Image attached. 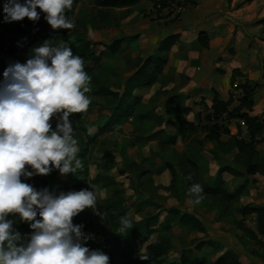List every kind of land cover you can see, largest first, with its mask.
I'll list each match as a JSON object with an SVG mask.
<instances>
[{
  "label": "rangeland",
  "instance_id": "rangeland-1",
  "mask_svg": "<svg viewBox=\"0 0 264 264\" xmlns=\"http://www.w3.org/2000/svg\"><path fill=\"white\" fill-rule=\"evenodd\" d=\"M135 12H137L138 19L135 22L128 21L130 14ZM72 19L76 23L73 30L50 29L45 36L38 35L35 39H31L30 43L41 46L45 41L50 40L54 46L65 43L67 45L75 44L77 47L88 45L90 51H93L94 54L97 55L101 51L104 53L99 66L91 73L94 79L90 84L91 91L87 94L91 102L98 106L87 111L83 123L71 122L74 129L73 137L78 141V153H81L84 148L87 150L84 160L77 155L83 167L88 170L87 181L91 183L92 180L98 179V181L103 182L102 179L104 178L116 181V186L113 188H103L100 184H88V191H93L96 195L95 205L73 218V223H81L80 225L83 226L82 231L91 237L84 246L90 250H100L102 235H108L110 232L115 237L121 236L123 233L118 232L117 229L122 216L127 215L133 223H138L144 215H157L159 222L152 225L156 232L148 239V243L157 241L166 247V253L161 260L163 264H193L191 261L198 264H213L225 251L235 253L239 260L247 258L251 261V264H264V250L241 229L238 224L239 216L225 215L219 217L221 219L214 220L209 217L205 218L206 230L203 233L189 231L176 225L164 227L163 221L168 217L165 211L167 212L168 209L175 207L183 210L184 207L182 202L175 197L179 193V190L176 189V183L187 190L192 184L198 183L203 186L199 176L202 172L208 173L210 171L208 161L201 154L211 151L208 148L210 144L200 139L203 135L202 132L199 135V140H181L175 145L165 144L159 147L162 160L177 169L172 189L171 186L166 185L167 179L161 177V171L157 175L150 172L148 174L147 172L146 161L157 159L154 154H147V159H145L146 152L142 151L145 150L142 147L148 130L153 127L151 121L131 119L128 123L122 125L119 132L103 134L90 140L98 127L104 124L111 114L109 110H99L98 107L107 104V99L95 95L94 89L97 87L95 82L98 81L115 91L120 90L125 79L135 69L137 58H145L155 45L152 40L147 38L146 33L149 29L166 28L171 24L156 25L146 15V10L139 8H98L94 4V0H82L74 10ZM136 26L138 29H136ZM135 32L140 34L141 39L138 42L140 45L138 44L133 49L130 46L131 43L123 44V50L120 53L115 56H106L105 46L110 45L126 34H134ZM10 44L14 48H19L16 42ZM145 45L148 47L146 50L143 48ZM135 52L138 53V56L133 57ZM10 64L12 63L9 61L0 64V82L3 81L4 70ZM87 65L91 67L89 63ZM162 79H165V76ZM162 103H158L155 109L162 108ZM146 110L147 106L142 105L138 108L137 114L145 113ZM58 119L57 116L50 121L53 131L56 129ZM168 123L166 129L170 134L174 133L172 126ZM90 128L92 129L91 133H89ZM187 149H189L188 152L185 151ZM183 157L185 159L189 158L190 161H199L200 167L197 166L198 170H189L188 167L184 169L181 166L184 160ZM210 160L212 165L221 164L220 160L212 158ZM244 161L243 157H239L233 160V166L240 171H244ZM28 170L31 171V168H28ZM182 172L184 173L183 177L181 176ZM207 173L206 177H211ZM71 175L73 174L61 175L58 170L53 169L50 174L41 176V178L46 181L52 180L54 186L60 187L64 193H67L70 191ZM189 176L191 179H188ZM168 177H170V174H168ZM261 182L262 180L259 178L253 181L251 191L248 194L249 197L262 198L263 186L257 184ZM232 186L233 184L228 181L227 188L231 189ZM43 189L45 187L40 186L38 191ZM216 200L217 198L205 197L202 204L210 207L215 206ZM176 204L177 206H175ZM98 206L102 208V211L97 210ZM110 206L113 207L112 215L114 217L110 219L108 228H103L104 220L108 216V213L103 210ZM131 231L134 232V227L125 233ZM135 233H138V231H135ZM136 241L138 249L143 252L145 245L141 243L138 237H136ZM204 241L213 242L216 248L211 249L206 246L198 248V245ZM254 253L257 254V257L253 256Z\"/></svg>",
  "mask_w": 264,
  "mask_h": 264
},
{
  "label": "clouds",
  "instance_id": "clouds-1",
  "mask_svg": "<svg viewBox=\"0 0 264 264\" xmlns=\"http://www.w3.org/2000/svg\"><path fill=\"white\" fill-rule=\"evenodd\" d=\"M74 0H10L4 6L6 22L40 19L39 8L53 30H73L74 19L66 16ZM91 77L84 60L66 43L50 40L32 50L26 63L10 64L0 82V264H109V256L84 244L91 238L74 225L73 218L96 202L93 191H37L21 177L46 176L53 169L61 175L75 174L83 165L77 158L78 141L69 117L87 112ZM59 117L56 129L50 121ZM92 129H89L91 133ZM31 168V171L28 170ZM188 179H191L189 176ZM203 187L192 184L189 203L204 200ZM18 216L32 234L25 241L13 228ZM39 216V219H37ZM133 228L122 216L120 233ZM147 261V255L139 257Z\"/></svg>",
  "mask_w": 264,
  "mask_h": 264
},
{
  "label": "crops",
  "instance_id": "crops-1",
  "mask_svg": "<svg viewBox=\"0 0 264 264\" xmlns=\"http://www.w3.org/2000/svg\"><path fill=\"white\" fill-rule=\"evenodd\" d=\"M150 6L151 1L144 0L129 8L113 9L139 8L147 10ZM136 14L137 12L131 13L127 20L135 22L138 19ZM199 33H205L208 37V47L206 49L200 47L198 44L197 36ZM139 35V33L135 32L134 34H126L119 39L137 36L135 41L130 42V46L135 49L141 39ZM146 35L155 45L145 58H137L135 69L125 79L121 89L116 90L119 94L122 93L127 79L136 72L143 61L158 53L160 42L168 37L177 36V41L168 53V62L164 66L162 73L157 76L154 83L136 92V95L140 97L141 106H147L146 112L142 113L146 118L142 121H151L153 123V127L148 130L146 139L151 138L148 141L145 139L142 147L145 148V150H142L146 152V155H144L145 159H147V154L157 156L155 160L148 159L146 161L148 174L157 175L161 171V177L167 179L166 185L168 187L171 186L170 188L172 189L177 169L162 160L159 154V147L168 144V138H174L175 144L181 140H199V135L202 132L203 135L200 139L210 144L208 148L211 150L201 153L205 156V160L208 161L210 169L208 173L202 172L199 176V180L203 184V190L204 187L213 185L219 168L228 167L233 171L242 173L243 176L236 177L230 173H223L221 175L223 188L228 193H233L242 187V193L237 198H224L213 197L205 194L203 191V195L206 198H217L215 206H204L202 203L193 206L189 203L188 190L176 183V189L179 190V193L175 197L182 202L184 207L183 210L178 207L172 209L196 218L202 223L205 230V218L209 217L214 220L225 215L239 216L242 228L251 235L247 236L256 241V243L259 242L261 245H264V240L262 239L264 236L258 232L257 214L249 213L243 216L240 213L241 209L247 205L264 208V174L258 173L254 176H247L245 174V167L247 159H250L249 156L239 155L237 150L232 148V145H229L230 149L229 146L219 149L215 141L205 139L207 132L203 126H208L209 124L205 121L201 124L198 122L199 116L201 117V121L203 119L202 115L204 111L201 112V110L204 107L207 109L211 108L214 97L213 93L217 94L220 102L228 103L226 109L232 111L239 107L241 99L245 97L242 86L247 85L254 88L252 109L248 111L242 108L239 114H247L249 117L257 119V122L263 126L260 134L243 141H246V143L253 142L258 158H253L251 161L253 164H258L260 168H264V162L261 160L264 159V3L254 0H199L187 4L184 13L171 26L169 25L166 28L160 29H149ZM130 43L124 42L123 44ZM123 44H121V50H123ZM143 48L146 50L148 47L145 45ZM100 53H103V51L97 55ZM134 56H138V53L135 52ZM164 76L165 79H162ZM159 78L161 79L159 80ZM109 89L113 90L112 88ZM158 103L163 104L162 108L155 109ZM167 105L169 106L167 107ZM175 108H179V110L176 111ZM182 122L192 125L195 127V130L187 129L184 130L183 134L179 135L178 129ZM167 123L172 126L174 133L170 134L166 129ZM226 127L228 133H221L219 136V141L225 144L229 141H235L237 135L240 133L238 123H228ZM185 151L188 152L189 149ZM239 157H243L245 160L244 171H240L233 166V160ZM211 158L220 160L221 164L212 165ZM198 162L184 158L181 166L184 169L188 167L189 170H198L197 166L200 167V163ZM154 171L156 173H153ZM167 172L170 174V177H168ZM206 173L211 177L207 178ZM183 174L182 172V177ZM258 178L262 180L261 183H257L263 186L262 198L249 197L248 194L251 191L253 181ZM228 181L233 184L231 189L227 188ZM164 191L167 193L166 189ZM165 213L167 214L166 211ZM245 217L255 219V233L244 227L242 220ZM233 254L239 263L251 264V261L247 258L239 260L237 255ZM253 256L257 257V254L254 253Z\"/></svg>",
  "mask_w": 264,
  "mask_h": 264
},
{
  "label": "trees",
  "instance_id": "trees-1",
  "mask_svg": "<svg viewBox=\"0 0 264 264\" xmlns=\"http://www.w3.org/2000/svg\"><path fill=\"white\" fill-rule=\"evenodd\" d=\"M144 0H94V4L98 8L104 9H113V8H129L134 5L139 4ZM153 1V0H148ZM21 4L25 3V0H19ZM82 0H74L72 9L67 11L66 16L72 19L74 10L77 5H79ZM10 3V0H0V64L6 61H9L12 64L21 63L24 64L26 61L31 58L32 50L38 45L30 43L31 39H35L38 35L45 36L46 32L51 28V26L45 20V14L37 8V12L40 15L38 21H31L28 18H24L22 21L18 22H6L4 6ZM137 39V36L123 38L115 40L110 45L104 47L106 56L116 55L120 53L121 44L124 42H133ZM177 41V36H171L160 42L158 47V53L155 56H150L145 59L142 65L134 72L125 82L123 91L121 94L118 91H113L107 86L96 81L97 87L94 89L95 95L101 98L107 99V104L105 106L98 107L99 110H109L111 112L110 116L107 118L106 122L100 125L96 133L90 137V140H93L97 136L119 132L123 124L128 123L129 120L138 119L140 121L144 120L146 116L144 114H137L138 108L141 106L140 97L136 95V92L143 87L149 86L154 83L157 79V76L162 73L164 66L168 62V53L171 47ZM197 41L200 47L206 49L208 47V37L205 33H199L197 36ZM16 42L19 45V48H14L10 43ZM71 47L74 55L81 57L84 60V70L91 77L90 84H92L93 77L91 73L96 67L99 66L101 62V57L104 53L95 55L93 51H90L88 45L77 47L75 44L68 45ZM141 62V61H140ZM90 64L91 67H88L87 64ZM95 81V80H94ZM235 88V87H234ZM242 89L245 92V97L240 101L238 108L232 110L229 113V118H239L244 121L247 125L249 137L252 138L257 134H260L263 130V126L257 122V119L249 117L247 114H239L242 108L250 111L253 107L252 95L254 88H251L247 85H243ZM213 101L210 109L213 110L215 115H218L224 111L228 106V103H223L218 100L216 93H213ZM96 105L91 102L88 110H91ZM169 105H167L168 107ZM87 110V111H88ZM176 111L179 108H175ZM204 114L202 115V121L200 116L198 119L199 124L205 121L208 126H203L204 130L207 132L205 139L209 141H215L219 149L228 147L232 145V148H235L238 154L248 155L250 159L246 161L245 174L247 176H254L258 173L264 174V168L258 165L253 164L252 159L258 158V154L254 149L253 142L246 143V141L235 139L233 142L222 143L219 141V136L221 133L226 134L227 124L223 123H210V117L206 113L208 112L207 108H203ZM85 113L73 114L69 117L70 122L72 123H83L85 120ZM186 126V127H184ZM195 130V127L187 123L182 122L179 126L178 133L183 134L184 130ZM84 131V129H82ZM151 137L146 139L150 140ZM168 144L174 145L175 139L168 138ZM229 146V149L231 148ZM86 148L82 149L81 153H78L80 159L84 160ZM264 162V159H261ZM223 173H230L236 177H242L243 174L237 171H233L228 167H221L217 172V177L211 186L204 187V193L213 197H224V198H237L242 193V187L237 189L233 193H228L223 188V182L221 180V175ZM88 170L86 167H82L80 171L71 175L72 181L69 187L70 191H80L88 190V184L98 185L100 184L103 188H113L116 186V183L112 179L104 178L103 182L98 179H94L90 182L87 181ZM22 182L32 185L37 191L40 186H44L50 193L59 194L62 191L60 187L53 185L52 180H43L39 175H33L31 178L21 177ZM98 211H102L100 206L97 207ZM104 212L108 213L107 218L104 220L103 228H108L110 224V219H113L112 211L113 207H107ZM240 213L244 216L249 213H256L258 217V232L264 236V208L255 207V206H245L241 209ZM168 217L163 221L164 227L168 226H179L188 229L189 231L203 233L205 231L202 223L196 218L181 213L176 209L167 210ZM9 219L14 220L13 228L15 231L21 233L22 237L25 238V241L32 234V230L28 223L21 222L18 216H10ZM37 219L39 217L37 216ZM159 222L158 216L144 215L140 222L133 223L134 232L123 233L121 236L115 237L113 233L108 235L101 236V249L104 254L108 255L110 260L109 264H163L162 257L166 253V247L160 242H149L148 239L155 234V228L152 225ZM74 225H80L81 223H73ZM241 229L242 225L238 222ZM244 230V229H243ZM138 231V233H135ZM245 232V230H244ZM246 235L250 233L245 232ZM136 237L140 238L141 243H143L144 250L141 252L138 249ZM253 238V237H252ZM257 244L264 249V245H261L259 242ZM209 247L215 249L216 245L210 241L201 242L198 245V248ZM141 255H147L149 259L147 261H141L139 257ZM193 264H198L195 261H191ZM213 264H241L238 262L236 256L231 252H225L220 257H218Z\"/></svg>",
  "mask_w": 264,
  "mask_h": 264
},
{
  "label": "built area",
  "instance_id": "built-area-1",
  "mask_svg": "<svg viewBox=\"0 0 264 264\" xmlns=\"http://www.w3.org/2000/svg\"><path fill=\"white\" fill-rule=\"evenodd\" d=\"M199 0H153L151 1V6L146 10V15L150 20L156 25L164 26L167 24H172L177 21L180 16L184 13L187 4L196 2ZM264 3V0H254ZM238 101V99H237ZM238 105V104H237ZM236 105V106H237ZM202 112V110H201ZM231 111L227 110L215 115L212 109H208L206 113L210 117V123H238L240 127V133L237 135L238 140H245L249 138L247 125L243 120L236 117L229 118V113ZM203 114V113H202ZM243 225L247 230L256 232V221L254 218L245 217L243 220ZM264 240V237L262 238Z\"/></svg>",
  "mask_w": 264,
  "mask_h": 264
}]
</instances>
